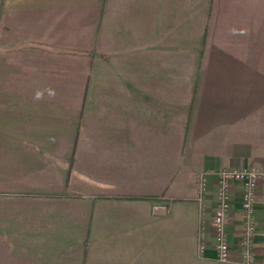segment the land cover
Returning a JSON list of instances; mask_svg holds the SVG:
<instances>
[{
	"label": "crops",
	"instance_id": "obj_1",
	"mask_svg": "<svg viewBox=\"0 0 264 264\" xmlns=\"http://www.w3.org/2000/svg\"><path fill=\"white\" fill-rule=\"evenodd\" d=\"M10 1L0 264H244L240 181L231 262L212 221L221 169L264 170V0H112L63 27L39 0ZM254 219L264 264V180Z\"/></svg>",
	"mask_w": 264,
	"mask_h": 264
},
{
	"label": "built area",
	"instance_id": "obj_2",
	"mask_svg": "<svg viewBox=\"0 0 264 264\" xmlns=\"http://www.w3.org/2000/svg\"><path fill=\"white\" fill-rule=\"evenodd\" d=\"M259 180H264V170L223 168L219 171L218 206L213 216V229L215 232V250L220 262L232 261L231 244L228 239L227 223L230 211V184L240 181L243 185L242 208L244 212V235L241 241V254L244 264H253L254 240L257 227L254 219L255 196ZM197 200L204 209L207 182L204 177L197 181Z\"/></svg>",
	"mask_w": 264,
	"mask_h": 264
},
{
	"label": "rangeland",
	"instance_id": "obj_3",
	"mask_svg": "<svg viewBox=\"0 0 264 264\" xmlns=\"http://www.w3.org/2000/svg\"><path fill=\"white\" fill-rule=\"evenodd\" d=\"M21 3L25 4L23 1ZM111 3L112 0H39L36 5L41 14L40 18H56L57 27H63L65 24L79 26L81 22L88 26L95 18H98L100 7L103 17V4L105 15H107ZM8 6H11L10 0H0V18L8 17L11 10L9 8V13H7Z\"/></svg>",
	"mask_w": 264,
	"mask_h": 264
}]
</instances>
